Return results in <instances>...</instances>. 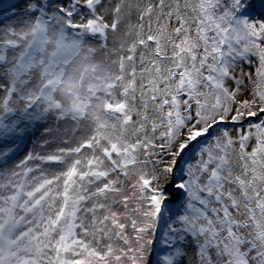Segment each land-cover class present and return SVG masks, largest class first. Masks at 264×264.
Instances as JSON below:
<instances>
[{
	"label": "snow or ice",
	"instance_id": "6c2138e0",
	"mask_svg": "<svg viewBox=\"0 0 264 264\" xmlns=\"http://www.w3.org/2000/svg\"><path fill=\"white\" fill-rule=\"evenodd\" d=\"M0 264H264V0H0Z\"/></svg>",
	"mask_w": 264,
	"mask_h": 264
}]
</instances>
